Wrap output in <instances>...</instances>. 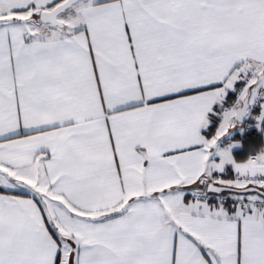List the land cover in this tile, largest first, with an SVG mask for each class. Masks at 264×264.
Here are the masks:
<instances>
[{
	"label": "snow or ice",
	"instance_id": "1",
	"mask_svg": "<svg viewBox=\"0 0 264 264\" xmlns=\"http://www.w3.org/2000/svg\"><path fill=\"white\" fill-rule=\"evenodd\" d=\"M0 264H264V0H0Z\"/></svg>",
	"mask_w": 264,
	"mask_h": 264
}]
</instances>
